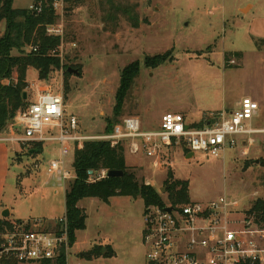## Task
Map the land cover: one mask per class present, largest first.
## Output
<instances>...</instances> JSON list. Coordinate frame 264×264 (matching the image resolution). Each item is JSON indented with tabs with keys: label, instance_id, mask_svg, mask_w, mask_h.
Masks as SVG:
<instances>
[{
	"label": "rangeland",
	"instance_id": "374dc122",
	"mask_svg": "<svg viewBox=\"0 0 264 264\" xmlns=\"http://www.w3.org/2000/svg\"><path fill=\"white\" fill-rule=\"evenodd\" d=\"M29 1L14 0L13 6L27 9ZM248 4L254 5L250 13ZM242 7L248 14H242ZM57 12V23L64 27L62 65L45 80L30 67L26 101L34 102L39 91L47 87L61 90L65 124L75 115L80 134L105 132L108 120L115 118L122 71L136 60L140 61V73L119 121L135 115L144 129H156L163 112L184 111L190 122L204 125L206 121L217 122L221 111L228 113L246 95L264 105V0H70L60 4ZM135 20L138 27L133 25ZM165 52L170 56L167 62L156 68L144 65L147 55ZM13 54L19 52L14 50ZM69 67L80 73H67ZM16 79L17 73H13L3 84ZM251 125L264 127V108ZM44 132L59 135L56 127L45 126ZM57 144L45 143L41 153L29 151L33 146H14L5 201L13 207L7 219L15 221V232L35 226L53 229L65 216V188L72 180L64 183L46 170V162L59 154ZM126 156L140 181H153L163 202L168 197L169 172L173 180L189 181V196L194 202L227 195L252 212L254 203L264 200L261 135L252 144L240 142L227 148L219 158L174 148L166 154L168 170L164 172L142 154L127 151ZM73 161L74 152L66 159L72 173ZM106 175L96 173L93 179ZM127 198L128 204L114 203L109 208L99 198L84 199L87 228L77 236L87 242L81 251L71 243L69 256H64L66 264H146L145 203L141 197ZM45 262L55 263L22 264Z\"/></svg>",
	"mask_w": 264,
	"mask_h": 264
},
{
	"label": "built area",
	"instance_id": "2783aa9c",
	"mask_svg": "<svg viewBox=\"0 0 264 264\" xmlns=\"http://www.w3.org/2000/svg\"><path fill=\"white\" fill-rule=\"evenodd\" d=\"M64 2H55L56 11ZM43 6L44 0H30L27 10L38 15ZM5 28L4 22H0V36ZM46 31L61 38V44L52 52L63 58V24H49ZM36 50L33 45L27 46V52ZM259 109L256 100L245 96L231 113L223 112L217 122L206 121L202 127L189 123L181 112L168 111L156 129H144L138 116L129 115L111 132L87 135L78 132L79 119L75 115L65 124L64 94L47 87L39 91L34 102L17 110L6 130L0 133V141L29 147L58 142L60 155L48 161L46 170L64 183L75 178V173L67 168V157L86 140H106L113 146L124 144L131 154L148 157L155 169L164 172L168 170L166 154L174 148L202 151L219 158L227 148H235L240 142L254 143L257 135L264 141V128L251 125ZM45 126L58 128L59 135L46 134ZM144 217L146 264H264V219L249 209L246 211L239 200L227 195L206 202L151 204ZM4 237L0 258L12 256L20 264L54 262L68 257L71 250L66 215L57 220L53 229L35 226L26 231H11Z\"/></svg>",
	"mask_w": 264,
	"mask_h": 264
},
{
	"label": "trees",
	"instance_id": "16d2710c",
	"mask_svg": "<svg viewBox=\"0 0 264 264\" xmlns=\"http://www.w3.org/2000/svg\"><path fill=\"white\" fill-rule=\"evenodd\" d=\"M13 1L0 0V22H4L6 26L5 32L0 36V133L6 130L8 122L17 110L27 105L24 93L28 85V69L35 68L39 73V78L45 80L53 70L62 65L60 56L52 52L61 44V38L50 36L46 31L47 25L56 23L59 18L54 6L59 0H44L43 11L38 15L25 8H15ZM64 1L69 2L70 0ZM138 24V20L133 23L135 27H138ZM261 40L264 42V39ZM29 45H33L37 50L25 52L24 48ZM14 50L19 54H13ZM233 54L240 58L243 56L242 52H233ZM169 57L168 52L147 55L144 65L156 68L167 62ZM229 60L226 56V61ZM140 69L139 60L128 64L123 69L121 82L115 95V118L108 120L105 132H111L114 126L123 120L119 121L117 118L123 111ZM13 73H17V80L4 85L2 80L12 77ZM201 124L193 125L201 127ZM43 149V144H35L29 151L41 153ZM184 149L186 152H191L188 148ZM126 150L124 144L113 146L106 140H86L81 148L75 149L73 161L75 178L66 191V217L72 244L76 240V231L86 229L87 215L78 205L84 198L96 197L108 202L113 196L141 197L145 208L151 204L164 205L166 202L176 204L190 201L189 181L173 180L172 173L169 172L168 197L167 201L163 202L158 189L146 184L145 181H140L133 166L127 164ZM110 170H121L122 174L93 179L94 174ZM252 212L264 219V200H257L252 207ZM16 221L22 223L20 219ZM14 222L7 218L0 219V247L4 242L3 236L14 230L16 225ZM50 225L48 224V227ZM0 264L20 263L12 256H5L0 258ZM54 264H66L65 257H60Z\"/></svg>",
	"mask_w": 264,
	"mask_h": 264
},
{
	"label": "crops",
	"instance_id": "0c3cea01",
	"mask_svg": "<svg viewBox=\"0 0 264 264\" xmlns=\"http://www.w3.org/2000/svg\"><path fill=\"white\" fill-rule=\"evenodd\" d=\"M247 6H250V10H249V12L248 13H250L251 12V10H253V8H254V5H252V4H248ZM247 6H245V7H247ZM28 7V6H27ZM26 7V8H27ZM245 7H242L241 9H240V11L242 12V14H248V13H244V11H243V9L245 8ZM5 24V23H4ZM246 96H248V95H246ZM251 97V96H250ZM242 99V98H241ZM241 99L239 100V101H237V103H236V106L233 108V109H230V111L228 112V113H231L234 109H236L237 108V106H238V104H239V102L241 101ZM255 100V99H254ZM258 102V101H257ZM259 106H260V110H259V112H258V115L257 116H259L260 115V112L263 110V108H264V105L263 104H259ZM166 112H168V111H166ZM184 111H181V113H183ZM221 112H225V111H221ZM165 112H163L162 113V115L164 114ZM185 113V112H184ZM183 113V114H184ZM227 113V114H228ZM189 114V113H188ZM162 115H161V117H162ZM184 116L186 117L187 115H185L184 114ZM140 118V117H139ZM189 118V117H188ZM187 117H186V119H187V121L189 122V123H192V124H195L196 122H190L189 121V119H188ZM161 120V119H160ZM194 121V120H193ZM142 122V121H141ZM200 123V122H199ZM142 127H143V123H142ZM259 128H262V127H259ZM264 128V127H263ZM148 130V129H147ZM150 130V129H149ZM10 145H13L12 147V150H10ZM16 144H13V143H10V142H5V141H0V219H3V218H6V217H4L3 216V213L4 212H6V209H9V211H10V214H13V207H11V206H9L8 205V203H6V201H5V190H6V187H7V184H8V180H9V177H10V174H11V165H12V152L16 149L14 146H15ZM58 146L56 147V148H58V152H59V154L58 155H54L53 157H51L50 159H53V158H56V157H58L59 155H60V144L58 143L57 144ZM45 147V146H44ZM127 151H128V149H127ZM126 151V152H127ZM129 152V151H128ZM130 153V152H129ZM194 153V152H193ZM126 160H127V156H126ZM50 161V160H49ZM4 163V168H3V164ZM46 163H48V161L46 162ZM127 164L128 165H131V164H129L128 163V161H127ZM46 166H47V164H46ZM103 172V171H102ZM56 178H58V177H56ZM58 179H60V178H58ZM62 181V180H61ZM66 191H67V189L65 188V203H66ZM127 197H130V196H113V197H111L110 199H109V201L108 202H104V204H105V207H107V208H109V207H111V206H113V204L114 203H118V204H120V205H125V204H128L129 203V200H128V198ZM85 199V198H84ZM84 199H82L79 203H78V205H79V207L80 208H82L84 211H85V213H86V210H85V207H84V204H83V201H84ZM95 199H96V197H92V200H94L95 201ZM104 207V208H105ZM65 215H66V208H65ZM11 218H13V215H11ZM144 222H145V217H144ZM86 228H87V225H86ZM84 230H86V229H84ZM80 231H83V230H78V231H76V234H75V236H76V240H75V242H74V244H73V246L72 247H75V246H77V248H78V250L79 251H81L80 249H82L83 248V245H85L86 244V242L87 241H84V240H81V239H79L78 238V236H77V233L78 232H80ZM107 245V244H106ZM109 245V244H108ZM108 247V246H107ZM109 248V250L110 251H112V247L111 246H109L108 247ZM106 249V248H105ZM104 252H105V250H104Z\"/></svg>",
	"mask_w": 264,
	"mask_h": 264
},
{
	"label": "water",
	"instance_id": "95a60500",
	"mask_svg": "<svg viewBox=\"0 0 264 264\" xmlns=\"http://www.w3.org/2000/svg\"><path fill=\"white\" fill-rule=\"evenodd\" d=\"M68 71L69 72H74V73H77L79 74V70L77 69H73L71 67L68 68ZM24 98H27V92L24 93ZM122 174V171L121 170H110L107 172V176H119ZM168 210H171L170 207L167 208ZM3 216L8 218L10 216V211L9 209H6V212L3 213Z\"/></svg>",
	"mask_w": 264,
	"mask_h": 264
}]
</instances>
